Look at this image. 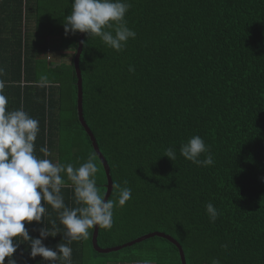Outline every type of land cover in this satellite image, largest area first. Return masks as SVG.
<instances>
[{
	"label": "trees",
	"instance_id": "trees-1",
	"mask_svg": "<svg viewBox=\"0 0 264 264\" xmlns=\"http://www.w3.org/2000/svg\"><path fill=\"white\" fill-rule=\"evenodd\" d=\"M126 2L135 39L117 52L85 34L80 58L85 122L113 184L132 189L131 199L114 208L113 227L100 228L99 247L161 232L181 245L187 264H264V0ZM71 8L72 0H0V79L7 109L23 108L39 121L34 154L44 158L39 149L47 146L49 159L74 167L93 158L105 197L104 167L78 117L80 33L66 35L62 24ZM61 51L64 59L72 53L70 62L47 59ZM197 135L213 166L179 155L180 144ZM170 147L177 151L173 162L164 157ZM65 181L64 202L77 207ZM117 195L113 190L110 199ZM208 203L220 213L215 223ZM46 208L44 225L62 228L57 212ZM44 225L25 227L38 238ZM93 233L69 245L71 264H182L179 249L164 238L106 255L94 250ZM61 241L57 235L44 244L54 249ZM20 243L16 264H41Z\"/></svg>",
	"mask_w": 264,
	"mask_h": 264
},
{
	"label": "clouds",
	"instance_id": "clouds-1",
	"mask_svg": "<svg viewBox=\"0 0 264 264\" xmlns=\"http://www.w3.org/2000/svg\"><path fill=\"white\" fill-rule=\"evenodd\" d=\"M131 4L126 0H72L71 13L62 21L65 34H86L90 39L99 37L113 50L122 51L129 39H135L136 32L127 27L125 16ZM129 71H134L129 66ZM0 67V76L4 75ZM5 81L0 79V264H16L13 254L17 252L22 239L27 245L30 257H40L41 264H71L73 241L87 239L90 230H110L114 224V208L123 207L132 197V189L120 182L112 185L117 199H105L97 187L98 167L89 158L79 167L61 164L49 159L52 155L47 146L39 151L44 158L37 157L34 142L39 132V121L32 118L23 108L8 110V99L4 95ZM179 155L186 161L199 166H213L215 161L204 139L190 137L179 146ZM204 157L201 159V157ZM172 162L177 159L175 148H168L165 156ZM74 190L77 207L70 208L64 202L62 188ZM127 185V181L123 182ZM43 202V203H42ZM46 205L58 214L59 224L52 222V228L44 225ZM206 215L215 223L220 213L212 204L206 205ZM43 223L39 237L30 236L25 224ZM62 236L55 248L45 246L44 240ZM227 249V244H222ZM212 264H221L213 259Z\"/></svg>",
	"mask_w": 264,
	"mask_h": 264
},
{
	"label": "water",
	"instance_id": "water-1",
	"mask_svg": "<svg viewBox=\"0 0 264 264\" xmlns=\"http://www.w3.org/2000/svg\"><path fill=\"white\" fill-rule=\"evenodd\" d=\"M84 39H85V34L80 33L78 50H77L75 58H74V67H75V71H76V75H77V79H78V81H77V89H78L77 111H78L79 121H80L81 125L83 126V128L85 129L86 133L89 135L91 142H92V145H93V148L96 152V155L104 167L105 174L107 177V186H106L107 191L105 194V199L107 200V199H110L112 192H113V188H112L113 180H112L110 168H109V165H108L106 159L104 158L103 154L100 151V148L97 144V141H96L94 134L92 133V131L90 130V128L86 124L85 119H84V115H83V80H82V73H81V68H80V58H81V54L83 52ZM99 230H100V228L98 226L94 227V233H93V239H92L93 248L99 254H106L107 255V254L119 252V251H122L123 249L130 248V247H133L137 244L143 243L149 239H152L155 237H161V238H164V239L168 240L169 242L173 243L179 249L182 264H187L186 257H185V254H184V251H183V248L181 247V245L176 240H174L171 236L166 235L164 233L154 232V233L142 236V237H140L134 241H131L129 243H126V244H123V245H120L117 247L102 249L98 245Z\"/></svg>",
	"mask_w": 264,
	"mask_h": 264
},
{
	"label": "rangeland",
	"instance_id": "rangeland-1",
	"mask_svg": "<svg viewBox=\"0 0 264 264\" xmlns=\"http://www.w3.org/2000/svg\"><path fill=\"white\" fill-rule=\"evenodd\" d=\"M64 52H66V54L68 53V51H64ZM62 51L60 52V55H58V56H54V55H51V54H48L47 55V59L48 60H50V61H57V62H59L60 60L61 61H63V62H65V61H68V62H70V56L72 55V53L71 54H69V58H67V59H64V57L62 56ZM116 259V256L114 255V256H112V257H110V260H115ZM97 260V259H96Z\"/></svg>",
	"mask_w": 264,
	"mask_h": 264
}]
</instances>
